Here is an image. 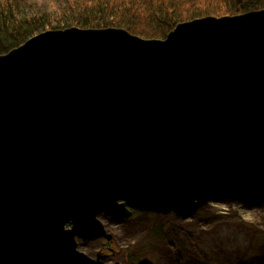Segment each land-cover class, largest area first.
<instances>
[{"label":"water","instance_id":"95a60500","mask_svg":"<svg viewBox=\"0 0 264 264\" xmlns=\"http://www.w3.org/2000/svg\"><path fill=\"white\" fill-rule=\"evenodd\" d=\"M264 194V9L41 32L0 55V264H104L98 218ZM9 209V211H8Z\"/></svg>","mask_w":264,"mask_h":264},{"label":"rangeland","instance_id":"374dc122","mask_svg":"<svg viewBox=\"0 0 264 264\" xmlns=\"http://www.w3.org/2000/svg\"><path fill=\"white\" fill-rule=\"evenodd\" d=\"M98 219L110 243H77L92 259L106 255L104 264H264V202L246 206L216 197L188 217L137 213Z\"/></svg>","mask_w":264,"mask_h":264},{"label":"trees","instance_id":"16d2710c","mask_svg":"<svg viewBox=\"0 0 264 264\" xmlns=\"http://www.w3.org/2000/svg\"><path fill=\"white\" fill-rule=\"evenodd\" d=\"M262 9L264 0H0V55L44 31L113 28L158 40L179 23ZM237 199L251 206L264 202V194Z\"/></svg>","mask_w":264,"mask_h":264},{"label":"bare ground","instance_id":"6f19581e","mask_svg":"<svg viewBox=\"0 0 264 264\" xmlns=\"http://www.w3.org/2000/svg\"><path fill=\"white\" fill-rule=\"evenodd\" d=\"M8 211H9V209H8ZM105 229V228H104ZM109 235V234H108ZM111 240H112V237H111ZM98 241V240H97ZM110 243V242H109Z\"/></svg>","mask_w":264,"mask_h":264}]
</instances>
